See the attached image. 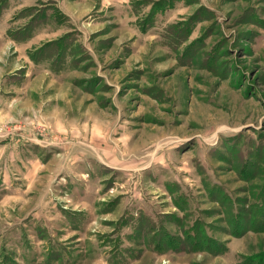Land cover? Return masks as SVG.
Listing matches in <instances>:
<instances>
[{
  "label": "rangeland",
  "instance_id": "obj_1",
  "mask_svg": "<svg viewBox=\"0 0 264 264\" xmlns=\"http://www.w3.org/2000/svg\"><path fill=\"white\" fill-rule=\"evenodd\" d=\"M76 9V31L47 52L66 72L49 85L62 102L42 111L34 96L27 108L1 99L0 264H258L264 0ZM28 216L45 229L29 232ZM201 228L220 254L195 243ZM165 235L178 250L157 248Z\"/></svg>",
  "mask_w": 264,
  "mask_h": 264
},
{
  "label": "crops",
  "instance_id": "obj_2",
  "mask_svg": "<svg viewBox=\"0 0 264 264\" xmlns=\"http://www.w3.org/2000/svg\"><path fill=\"white\" fill-rule=\"evenodd\" d=\"M30 1L25 5L22 0H15L14 3L11 0H0V28L2 25L4 26V42L6 43L4 47L8 51L7 55L9 54L8 57L2 55L0 44V66H3V68L11 65L15 66L13 71H7L10 68H6L3 75L0 74V82H3V84L0 83V107L3 95H11V99L6 102L9 106L26 104V108L28 96L31 98L34 96V98H37V104L44 106L41 107V110L44 111L45 105L48 106L53 103L58 105L62 102L63 99L58 98L61 90L58 93L49 91L53 89L49 88V85L54 86L55 83L63 81L66 73L61 67L56 68L54 64L57 57L52 58L53 56L47 55V52L54 48H62L65 44L64 38H68L66 35L76 31L72 22L74 23L79 16L76 5L82 0ZM13 9L14 15L6 18V11L9 12ZM22 47L25 49L24 55L18 53V50ZM44 53L45 55H43ZM2 58H7L8 62L11 58L10 61L13 62L6 63ZM32 85L36 88L31 87ZM4 86L10 88V90H4L6 89ZM45 94L50 98H44L43 95ZM23 95L26 97L24 101L16 98ZM56 124H59L57 119ZM59 127L61 126L59 125ZM72 189L75 190L76 187L74 186ZM88 191L91 192V189H88ZM71 195L73 199H77L73 194ZM62 219L68 225L70 231L71 229L81 230V228L75 227V223H72L75 218L63 214ZM24 225L31 233H40L45 229H43L44 222H42V219H36L32 216L25 219Z\"/></svg>",
  "mask_w": 264,
  "mask_h": 264
},
{
  "label": "trees",
  "instance_id": "obj_3",
  "mask_svg": "<svg viewBox=\"0 0 264 264\" xmlns=\"http://www.w3.org/2000/svg\"><path fill=\"white\" fill-rule=\"evenodd\" d=\"M254 215H255V221L254 222V226H252V229L254 230H257V229H261L264 227V223H261L260 220L261 218L264 217V208L263 207H258L256 209H254ZM243 230H249L248 229V226H244L242 228V231H237V234L236 235H242L241 233L243 232ZM201 231V235H200V232L198 233V236H201V238H198V239H195V243H203L205 244L206 248L208 247V249H205V250H208V251H212L214 250V254H220L221 251L218 249V247H215L213 248V246L209 247V245H213L211 244L210 242H212V240H208V238H206V236L202 235V233H205L204 232V229H200ZM162 242L158 243L157 245V248L162 251V250H178L179 249V241H177V239H175L174 237L172 236H169V235H165L164 237L161 238ZM256 259V258H254ZM259 259V258H258ZM258 261V260H257ZM258 264H264V259H259L258 261Z\"/></svg>",
  "mask_w": 264,
  "mask_h": 264
}]
</instances>
